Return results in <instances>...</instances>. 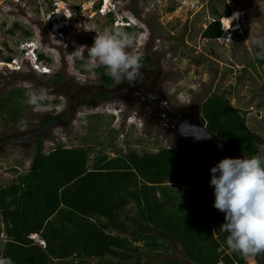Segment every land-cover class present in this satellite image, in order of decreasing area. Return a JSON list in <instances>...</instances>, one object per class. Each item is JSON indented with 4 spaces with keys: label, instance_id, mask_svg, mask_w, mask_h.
<instances>
[{
    "label": "rangeland",
    "instance_id": "1",
    "mask_svg": "<svg viewBox=\"0 0 264 264\" xmlns=\"http://www.w3.org/2000/svg\"><path fill=\"white\" fill-rule=\"evenodd\" d=\"M224 5L233 10L227 22L220 18L227 33L202 38L201 30L214 17L212 8L221 12ZM234 12L239 16L231 18ZM127 22L134 39L129 51L151 57L147 68L160 70L170 104L200 105L212 93L222 94L264 146V65L251 62L252 41L264 39V0H0V95L23 90L4 100L11 115L22 107L18 121L0 115V138L17 136L0 141L1 185L27 172L37 138L43 140V152L58 144L88 148L90 164L98 152L114 156L179 146L159 125L160 117H146L145 109L142 117L121 98V82L112 78L111 85L104 83L97 70L102 65L89 67L87 51L79 56L77 48L91 46L96 33L122 29ZM36 50L44 59L34 65ZM27 90L44 91L47 100L34 108ZM47 117L53 120L42 123ZM133 207L127 206L128 214ZM167 258L185 257L179 246L151 255L153 262Z\"/></svg>",
    "mask_w": 264,
    "mask_h": 264
},
{
    "label": "trees",
    "instance_id": "2",
    "mask_svg": "<svg viewBox=\"0 0 264 264\" xmlns=\"http://www.w3.org/2000/svg\"><path fill=\"white\" fill-rule=\"evenodd\" d=\"M232 12L227 5L221 12L213 7L214 17L201 37L224 36L227 30L220 18ZM122 29L133 30L128 25ZM255 52L251 62L264 65ZM140 57L141 65L152 61L148 55ZM5 59L10 62L11 57ZM37 59H44L41 52ZM104 69L97 70L111 85L113 79ZM21 93L22 89L12 88L0 95V115L6 114L8 122L18 121L22 107L11 115L5 101ZM199 116L211 133L245 157L264 156L261 136L249 129L226 96H207L200 103ZM52 120L47 117L42 123ZM12 137L17 138L5 135L0 141ZM42 145V138H37L27 172L8 185L0 184V255L11 257L14 264H91L92 259L98 264H263V253L244 256L230 249L229 233L220 230L225 214L214 207L210 169L223 158L177 146L114 156L98 152L90 164L88 148L58 144L43 152ZM129 204L134 205L131 214ZM175 246L185 258L151 260L152 254Z\"/></svg>",
    "mask_w": 264,
    "mask_h": 264
},
{
    "label": "clouds",
    "instance_id": "3",
    "mask_svg": "<svg viewBox=\"0 0 264 264\" xmlns=\"http://www.w3.org/2000/svg\"><path fill=\"white\" fill-rule=\"evenodd\" d=\"M233 16L236 18L239 13ZM62 28L60 25L59 33L64 31ZM133 43L131 34L113 28L96 33L91 46L81 45L77 49L81 57H85L87 51L85 58L89 67L99 64L107 69V75L118 82L132 81L141 68V57L129 51ZM252 44L256 48L255 58L264 61V39L257 38ZM28 47L36 48L32 43ZM39 52L36 50L34 65H37V60L42 61L37 59ZM25 87L30 89L31 86ZM25 95L28 104L34 108H39L47 100L44 91L27 90ZM210 172L214 207L225 214L220 230L229 233L227 246L244 256L264 253V156L225 157L212 166ZM31 237L35 240L34 236ZM0 264H14V261L11 257L0 255Z\"/></svg>",
    "mask_w": 264,
    "mask_h": 264
},
{
    "label": "water",
    "instance_id": "4",
    "mask_svg": "<svg viewBox=\"0 0 264 264\" xmlns=\"http://www.w3.org/2000/svg\"><path fill=\"white\" fill-rule=\"evenodd\" d=\"M143 75H145L144 67ZM145 98L143 104L145 111L160 117L159 125L166 133L173 136L179 146L195 148L211 157H244L237 147L220 140L206 128L199 116V104L186 107L163 104L165 100L157 94H150Z\"/></svg>",
    "mask_w": 264,
    "mask_h": 264
},
{
    "label": "flooded vegetation",
    "instance_id": "5",
    "mask_svg": "<svg viewBox=\"0 0 264 264\" xmlns=\"http://www.w3.org/2000/svg\"><path fill=\"white\" fill-rule=\"evenodd\" d=\"M143 67L145 69V75H143ZM147 64L141 65L139 74L132 81L123 80L119 84V87L125 88L123 94L121 95L122 99L130 106L137 108L138 114L144 115V101L145 97L150 94H157L158 97L164 99L163 104H170L168 97L162 91L163 78L160 76V70H147ZM155 73V74H154ZM163 96V97H162ZM159 98V100H160ZM181 107H186L180 105ZM193 106V105H192ZM146 113V112H145ZM146 117H149V114H145ZM159 121V118L157 119Z\"/></svg>",
    "mask_w": 264,
    "mask_h": 264
},
{
    "label": "built area",
    "instance_id": "6",
    "mask_svg": "<svg viewBox=\"0 0 264 264\" xmlns=\"http://www.w3.org/2000/svg\"><path fill=\"white\" fill-rule=\"evenodd\" d=\"M32 236H34V238H35V240L37 241V242H39L40 244H42V246H44V241L41 239V238H39V236L38 235H32Z\"/></svg>",
    "mask_w": 264,
    "mask_h": 264
},
{
    "label": "bare ground",
    "instance_id": "7",
    "mask_svg": "<svg viewBox=\"0 0 264 264\" xmlns=\"http://www.w3.org/2000/svg\"><path fill=\"white\" fill-rule=\"evenodd\" d=\"M235 13V12H234ZM230 18V17H229ZM229 18H226L225 19V17H224V19H225V22H227L228 20H229ZM231 18H235L233 15H232V17ZM229 23V22H228ZM228 23H227V25H228ZM225 24V23H224Z\"/></svg>",
    "mask_w": 264,
    "mask_h": 264
}]
</instances>
